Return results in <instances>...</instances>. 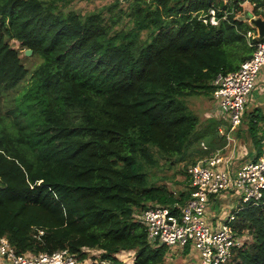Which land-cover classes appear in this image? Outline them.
<instances>
[{
    "label": "trees",
    "instance_id": "trees-1",
    "mask_svg": "<svg viewBox=\"0 0 264 264\" xmlns=\"http://www.w3.org/2000/svg\"><path fill=\"white\" fill-rule=\"evenodd\" d=\"M71 2L0 0V236L18 254L66 248L86 259L94 249L122 264L115 254L134 251L128 264H164L168 247L151 246L140 215L185 203L188 168L226 139L196 136L183 98L213 97L216 76L251 56L246 5L113 0L82 13ZM210 7L217 25L202 21ZM26 49L40 59L32 72ZM248 114L256 158L264 113ZM157 155L185 161V189L149 182ZM234 232L249 240L225 264H264V203L239 210Z\"/></svg>",
    "mask_w": 264,
    "mask_h": 264
},
{
    "label": "built area",
    "instance_id": "built-area-1",
    "mask_svg": "<svg viewBox=\"0 0 264 264\" xmlns=\"http://www.w3.org/2000/svg\"><path fill=\"white\" fill-rule=\"evenodd\" d=\"M201 18L211 25L219 22L214 7H210ZM247 36L250 37L251 33L247 32ZM250 44L254 46L251 56L236 71L218 74L214 79L213 98L228 122L221 130L225 131L223 135L227 142H231L234 131L241 124L248 96L259 71L264 68V40ZM201 145L207 148L204 142ZM223 150L215 149L188 168L193 189L185 203L150 205L142 211L140 218L146 226L151 246L194 250L199 264H225L231 260L233 248L240 246L242 240L234 232L238 211L246 206L264 203V144L256 158L242 164L236 163L233 155H226ZM230 191L240 196L239 204L213 226L207 217L210 215V199H219ZM42 233L43 230L38 231L39 235ZM119 253L115 254L117 259ZM95 255L91 251V258L87 256L81 259L77 253H71L66 248L18 254L7 237L0 236V258L9 264H117L113 258H98Z\"/></svg>",
    "mask_w": 264,
    "mask_h": 264
},
{
    "label": "rangeland",
    "instance_id": "rangeland-1",
    "mask_svg": "<svg viewBox=\"0 0 264 264\" xmlns=\"http://www.w3.org/2000/svg\"><path fill=\"white\" fill-rule=\"evenodd\" d=\"M113 0H72L70 8L74 10L81 11L82 13H87L91 11L104 10V7L108 5ZM17 46V45H16ZM24 54V52H23ZM23 62L29 68L30 72L33 71L34 67L39 63L40 59L37 56L32 54L23 55ZM27 81V79H26ZM20 86L19 88H23ZM18 92L12 91L9 94V97L17 96ZM11 99V98H9ZM186 102L188 109L193 113L198 115L199 124L196 131V136H200V133L203 132L206 134L203 135V140L205 144L211 145L213 142V135L218 133L223 135L225 131L222 130V123H226V116L220 114L218 105L214 98L209 95H193L183 98ZM11 101V100H9ZM7 106H12V102H8ZM248 108H245L242 117V123L238 126L236 131H234L233 139L229 148H223L224 151H228L230 148L233 149L231 152L234 158L236 157V163L242 164L248 159H250L248 154H256L255 145L253 142V134L249 130V111ZM253 111V108H250V112ZM218 126H217V124ZM260 128H264V121L260 122ZM238 132V134H237ZM223 138H220L219 141L215 139V149H220L225 145L226 139L223 141ZM247 153V155H245ZM239 155V156H238ZM159 159V165L150 170V179L149 182L155 184H164L168 189L178 192L186 188L187 177L183 173V168L185 161L179 160L177 157L164 158L160 155H157ZM239 157V160H238ZM240 196L237 193L230 191L229 193L223 194L217 201L219 205V218L223 220L226 218L229 213L234 210L239 204ZM249 240V235H245L241 240V244ZM95 252L94 249H92ZM196 252L192 250L191 252L184 253L179 247H172L168 250L165 258L164 264H198L196 257ZM88 258H91V252L88 250ZM118 259L122 264L131 263L134 259V251H122L118 255Z\"/></svg>",
    "mask_w": 264,
    "mask_h": 264
},
{
    "label": "crops",
    "instance_id": "crops-1",
    "mask_svg": "<svg viewBox=\"0 0 264 264\" xmlns=\"http://www.w3.org/2000/svg\"><path fill=\"white\" fill-rule=\"evenodd\" d=\"M224 1L227 2L228 0H224ZM251 1H252V3H250L248 0H243L244 5H246V7H245L246 10L242 14V16H243V19L248 21L250 23V25L254 28L253 30H250L248 32L251 33V36L255 37L254 38L255 40L257 39L256 41H260V39L263 38L264 36L263 37H259L258 29L255 26V24L251 22V20L252 19H260V20L264 21V0H251ZM255 3H256V5H255ZM255 6H256L257 9L256 10H252V8L255 7ZM251 36L250 37L247 36V37H248L249 41L251 43H253L252 40H254V39H252ZM247 108H248L247 111H249V112H250V108H253V110L257 109L261 113H264V68H262L259 71V73H258V75H257V77L255 79L254 88H253L252 92L250 93V95L248 96V99H247V102H246V109ZM227 124H228L227 122L226 123H222L221 124L222 128L224 129L227 126ZM225 138H226V136H225ZM227 143L231 144L230 141L229 142L226 141L225 145L222 146L221 149H223L226 146ZM229 144L227 146L228 148H229ZM232 151H233L232 148H230L227 152L223 150V152L226 155L230 154ZM256 154H254L253 156H252V154H248V155L251 156V157H249L250 159H254ZM245 155H247V153ZM234 160L236 161V157L234 158ZM238 160H239V157H238ZM211 200L212 201H210V203H209L210 215H208L207 217H208V221L213 226H216L215 225L216 221H220L221 220L219 218V216H220L219 215V205L217 204L218 199L211 198ZM214 202H216V203H214ZM213 205L218 206V208H215ZM170 248L171 247H169L168 250ZM180 249H182V248H180ZM188 251L191 252L192 250L189 249ZM196 257H197V260H198V255L197 254H196ZM0 264H9V263L3 261V259L0 258ZM198 264H199V261H198Z\"/></svg>",
    "mask_w": 264,
    "mask_h": 264
},
{
    "label": "water",
    "instance_id": "water-1",
    "mask_svg": "<svg viewBox=\"0 0 264 264\" xmlns=\"http://www.w3.org/2000/svg\"><path fill=\"white\" fill-rule=\"evenodd\" d=\"M251 22L254 23L255 26L257 27L258 32H259V37H263L264 36V21L260 19H252ZM31 53H32L31 49H26L24 51L25 55H30Z\"/></svg>",
    "mask_w": 264,
    "mask_h": 264
}]
</instances>
